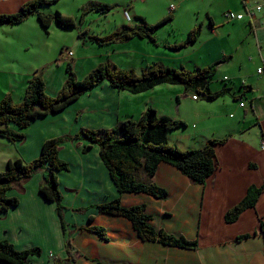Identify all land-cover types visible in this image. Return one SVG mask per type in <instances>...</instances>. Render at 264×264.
Returning a JSON list of instances; mask_svg holds the SVG:
<instances>
[{
	"label": "crops",
	"instance_id": "0c3cea01",
	"mask_svg": "<svg viewBox=\"0 0 264 264\" xmlns=\"http://www.w3.org/2000/svg\"><path fill=\"white\" fill-rule=\"evenodd\" d=\"M29 1L32 0H0V14L17 13ZM93 1L92 4H114L120 9L115 13L117 17H109L110 12L98 13L99 27L84 28L74 50H64L65 44L60 43L63 61L75 71L81 67L86 76L106 62L142 72L156 64L190 72L218 64L209 91L227 93L214 101L195 100L183 86L165 83L133 94L118 91L105 81L61 112L33 121L22 131L23 141L12 143L0 138L10 142V148L16 151L5 157L1 166L5 169L9 160L37 159L50 139L76 135L83 129H112L127 120L138 121L152 107L159 116L183 123L168 134L171 144L180 149H199L211 139H226L216 147V170L204 185H199L192 184L176 167L162 163L154 182L168 191L167 199L145 193L120 194L98 145L84 140L67 142L61 145L60 157L69 164V171L58 174L66 207V236L56 203L46 200L39 191L43 182L40 171L8 193L9 197L19 198V205L0 213V241H10L19 251L42 249L41 256L30 257L24 264H264V238L260 233L264 190L256 206L243 212L236 222L225 220L226 213L246 197L251 186L264 184V72L258 73L259 68H264V9H254L260 0ZM249 10L254 12L252 17ZM125 11L132 17L130 22ZM229 13L241 18H229ZM31 17V26L35 31L39 29L36 39L49 35L53 22L45 31L39 18ZM165 18L170 20L152 33L154 41L134 37L100 46L89 39L111 35L124 27L145 29L146 24L156 25ZM102 20L107 22L103 27ZM199 26L201 35L196 43L172 49L184 43ZM10 27L15 26L0 28ZM25 46L30 49V45ZM68 52L73 56L69 57ZM6 57L0 48V100L10 93L16 103L22 102L35 71L44 72L51 96L58 95L67 80V73L55 68V63L38 69L31 60L21 67L14 63L15 57ZM11 128L21 132L15 126ZM116 199L124 207L146 205L156 231L197 242L198 248L144 241L131 221L100 213L96 208ZM84 226L104 228L108 239L79 230ZM243 235L251 237L238 241ZM68 248L74 262L70 261Z\"/></svg>",
	"mask_w": 264,
	"mask_h": 264
},
{
	"label": "trees",
	"instance_id": "16d2710c",
	"mask_svg": "<svg viewBox=\"0 0 264 264\" xmlns=\"http://www.w3.org/2000/svg\"><path fill=\"white\" fill-rule=\"evenodd\" d=\"M59 1H29L17 13L0 14V27L16 26L36 15L44 29H48L54 21L63 29L76 28L75 21L71 17L64 16L60 12H56L55 15H46L41 12L42 7L54 5ZM113 9L111 5L93 3L85 12L109 13ZM169 20L170 18H165L156 25L146 24L145 29L124 27L111 35L91 36L89 39L100 46L127 42L134 37H149L154 41L152 33ZM200 35L199 26L189 33L184 43L173 46L172 49L179 50L193 45ZM217 67L218 64L190 72L156 64L144 70L139 76L135 70L119 69L110 62H106L94 68L80 81L72 65L69 64L67 80L57 97H50L46 94L44 78L35 74L28 82L21 103H15L11 94H7L0 101V138L12 143L23 141L25 134L22 131L29 128L33 121L61 112L105 81H108L118 91H128L133 94L149 91L165 83L181 85L187 92L197 95V98L214 101L227 93L226 91L218 93L209 91V83L215 76ZM181 125H183L182 122L167 116H159L155 108L149 107L138 121L127 120L112 129H83L76 135L47 140L37 159L30 162L23 159L9 160L6 168L0 171V213L19 205V198L8 196L10 191L17 186L22 187L37 173L43 171V182L39 186V191L46 200L56 203L57 214L66 236L67 224L64 218L66 207L63 205L58 174L62 171H69V164L60 158L59 153L61 145L76 140H84L91 145L99 146L101 158L120 194L145 193L156 199H167L168 191L154 182L157 170L162 163L176 167L192 184L204 185L216 170V147L223 144L226 139H211L202 148L183 150L171 144L168 138L169 132ZM12 126L17 127L21 132L12 129ZM263 190L264 184L260 187L251 186L246 197L226 213L227 223L236 222L243 212L254 208ZM96 208L100 213L122 216L131 221L144 241L159 242L185 249L198 248L197 242L178 238L163 231H156L151 224V217L147 214L146 205L124 207L121 200L116 199L98 205ZM89 221L92 223L93 218L90 217ZM79 230L97 234L103 240L108 239L107 232L102 227L84 226L79 227ZM260 233L264 238L263 220L260 221ZM250 237L251 235H243L237 240L242 241ZM68 244L70 246V240ZM68 253L70 261L74 262L70 249ZM41 255L42 249L39 247L19 251L10 241H0V262L5 264H24L30 257Z\"/></svg>",
	"mask_w": 264,
	"mask_h": 264
},
{
	"label": "rangeland",
	"instance_id": "374dc122",
	"mask_svg": "<svg viewBox=\"0 0 264 264\" xmlns=\"http://www.w3.org/2000/svg\"><path fill=\"white\" fill-rule=\"evenodd\" d=\"M91 2H94V1L93 0H60L54 5L45 6L44 8L42 7V10H41L42 13L48 12V13H51V15H55L56 12H60L64 16L73 18L76 24V28H77L76 30L75 29L74 30L60 29L57 27L56 22L54 21L53 26L49 29V35H46L43 32V34L45 35H43V37L39 40V39H36L38 36L37 34L39 32V29H36V31L33 29L30 23L33 21L29 18L30 19L29 23L25 22L21 24V26L18 25L15 27H10L8 29L0 28V48L4 52H6L7 54L6 58L15 57L17 60H15L14 63H16L18 66L22 67L24 63L32 60L35 62V67L38 69H41L45 65L52 62L56 64L55 68H58V70L60 71L62 69V72L67 73V67L69 64L65 63V61H63V57L60 55L61 54L60 43L65 44V47H63L64 50L66 49L74 50L78 42L79 34L83 33L84 28L99 27V21L97 20L99 16L101 15H99L98 12L96 11L85 12V10L91 6L92 4ZM107 5H111L114 7V9L108 14L109 17H117L115 13L120 8H116L114 4H107ZM37 17L38 16L31 17V18H35L36 20H38ZM106 23L107 22L105 20L100 21V25L102 27L106 25ZM47 30L48 29H45V31ZM30 40H33V41H30ZM25 45L27 46L30 45V49L27 50V47ZM118 68L124 69V70H135L132 68H128V69L120 68V67ZM73 70L76 73V76L80 81H82L92 71L91 70L85 76L83 74V70L81 67L78 68L77 70L78 72L75 71L74 68ZM135 71L137 75L139 76L142 75V70L139 69V71L138 70H135ZM35 74L41 75L44 78V80H46L44 72L40 70L39 72L35 71L31 75V77L34 76ZM49 93L50 92H49L48 85L46 82V94L50 97H57V95L51 96ZM10 144L11 143L8 142L7 140L0 139V171L4 170V167L1 166V163L4 161L5 157L16 152L10 148ZM11 146L13 145L11 144ZM59 156H60V153H59Z\"/></svg>",
	"mask_w": 264,
	"mask_h": 264
},
{
	"label": "built area",
	"instance_id": "2783aa9c",
	"mask_svg": "<svg viewBox=\"0 0 264 264\" xmlns=\"http://www.w3.org/2000/svg\"><path fill=\"white\" fill-rule=\"evenodd\" d=\"M173 8H174V6H172ZM254 9L257 11V12H261L263 9H264V0H260L259 2H257L256 4H255V6H254ZM253 13L254 12H252V11H250L249 10V12H248V14H249V16H251L252 17V15H253ZM124 16H125V18H126V20L128 21V22H130L131 20H132V17H131V15H130V13L128 12V11H125L124 12ZM228 17L229 18H241V16H234L232 13H229L228 14ZM68 55H69V57H72L73 56V53L72 52H68ZM264 72V68H259V70H258V73L259 74H261V73H263ZM193 99H199V98H197V95H194L193 94ZM241 106L242 107H244L245 106V103H241ZM262 149H264V141L262 142Z\"/></svg>",
	"mask_w": 264,
	"mask_h": 264
}]
</instances>
